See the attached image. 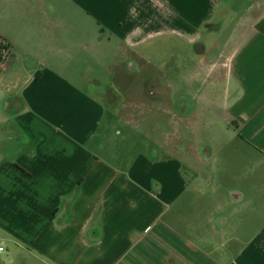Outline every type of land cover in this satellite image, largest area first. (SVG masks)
I'll list each match as a JSON object with an SVG mask.
<instances>
[{
	"label": "crops",
	"instance_id": "1",
	"mask_svg": "<svg viewBox=\"0 0 264 264\" xmlns=\"http://www.w3.org/2000/svg\"><path fill=\"white\" fill-rule=\"evenodd\" d=\"M0 39V264H264V226L219 212L241 189L120 130L140 105L150 129L219 126L264 176V0H0ZM178 45L196 64L160 73Z\"/></svg>",
	"mask_w": 264,
	"mask_h": 264
},
{
	"label": "rangeland",
	"instance_id": "2",
	"mask_svg": "<svg viewBox=\"0 0 264 264\" xmlns=\"http://www.w3.org/2000/svg\"><path fill=\"white\" fill-rule=\"evenodd\" d=\"M157 58H159V61L155 66L159 69L160 73L164 74L168 71L182 75L189 71L190 68H193L196 62V60L194 62L191 61V58L188 57V49L183 48L182 45H178L176 48L172 49V51L165 49L160 50ZM153 75L155 74L153 73ZM111 78L112 73L108 78L105 79L104 77L103 80H105V84L104 86L101 85L99 88L104 90L105 87H109L115 90V86L111 84ZM154 82L164 87L166 81L159 79ZM135 83L137 86L142 87L145 81L138 80L135 81ZM122 88H124V91L128 92L129 100L131 98L134 101L139 99V97L132 96L133 89H136L135 86L126 85ZM195 88L196 87L193 86L191 90H195ZM134 92L136 91L134 90ZM97 97L101 99L100 96ZM196 98L199 97L191 94V104L195 108H197L195 105L196 101H194ZM122 100H126V98L123 96L118 97L116 103L120 104ZM148 110L149 109H146L145 106L141 107L140 105L138 109L130 111V115H128L126 119L131 123L127 124V126L123 124L120 125V130L123 134L128 139L135 138L137 142L141 143L137 145L138 149L143 148L147 150L146 147H148L149 144L154 146L157 145L160 152L159 154H162L163 150L174 148L176 155L181 161H184L189 168H197V170L201 172L204 182L212 180V187L217 186L216 191L221 192L220 194L227 188L241 189L244 192L245 203L229 204L228 206L224 205L219 209V212L228 220V224L231 226L237 224L238 227H242L243 230L247 229L251 234L260 232V228L264 226V176H253L248 180L245 175L242 176V172H237L243 168L246 169V160H242L235 156L237 152V147L235 145L226 143L227 139L218 136V131H220L219 126L216 128L217 133L211 135H205V129L196 125L185 130L181 125L176 126V124L173 126L163 125L159 128L150 129L147 125L151 119L156 117H154L155 111ZM157 115L160 122L165 123L166 120H168V116L165 113L159 112L158 114L156 113V116ZM184 133L185 138L183 137ZM212 136L215 138H212ZM207 147L213 151L212 156L208 158L205 157L204 151ZM138 149H136V151H138ZM196 154L200 155L201 161L196 160ZM188 157L190 160L187 159ZM243 230H240V233ZM1 258L5 264L8 263L5 258V252L1 253Z\"/></svg>",
	"mask_w": 264,
	"mask_h": 264
},
{
	"label": "built area",
	"instance_id": "3",
	"mask_svg": "<svg viewBox=\"0 0 264 264\" xmlns=\"http://www.w3.org/2000/svg\"><path fill=\"white\" fill-rule=\"evenodd\" d=\"M7 46L3 40L0 39V66L6 61L8 55ZM3 251V248L0 247V252Z\"/></svg>",
	"mask_w": 264,
	"mask_h": 264
}]
</instances>
